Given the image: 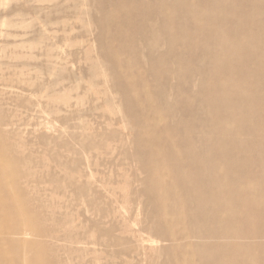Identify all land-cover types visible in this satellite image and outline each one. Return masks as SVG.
Segmentation results:
<instances>
[{
    "label": "rangeland",
    "instance_id": "rangeland-1",
    "mask_svg": "<svg viewBox=\"0 0 264 264\" xmlns=\"http://www.w3.org/2000/svg\"><path fill=\"white\" fill-rule=\"evenodd\" d=\"M118 2L0 0V144L14 146L9 156L0 155V183L10 184L0 191L6 264H214L221 251L205 223L191 227L209 215L190 198L194 189H182V164L173 163L164 141L170 130L199 144L196 129L207 127V113L195 101L175 110L176 98L201 90L199 77L187 73L178 84L174 58L180 52L168 54L166 40L155 36L161 18L138 24L142 16L132 9H148L141 0H121L126 10L108 21ZM202 54L189 62L198 65ZM164 64L168 73L154 74ZM129 83L137 87L136 100ZM194 114L189 132L176 127L182 115ZM252 114L257 122L261 115ZM151 131L167 160L154 181L147 162ZM254 135L264 142L263 130ZM17 170L16 181L11 174ZM165 190L161 201L157 195ZM6 192L18 200V211L5 201ZM196 192L204 204L201 189ZM14 223L26 233L3 235ZM167 226L178 229L180 239L170 242Z\"/></svg>",
    "mask_w": 264,
    "mask_h": 264
},
{
    "label": "bare ground",
    "instance_id": "bare-ground-1",
    "mask_svg": "<svg viewBox=\"0 0 264 264\" xmlns=\"http://www.w3.org/2000/svg\"><path fill=\"white\" fill-rule=\"evenodd\" d=\"M140 3L148 9H132L133 13L142 16L138 24L145 26L149 19L158 21L161 18L155 36L166 40L168 54L180 52L174 58L179 63L178 84L183 81L181 77L184 74L199 77L201 90L193 96L176 98L175 110L185 111L187 109L184 108L195 101L208 115L204 120L207 127L196 129L199 144L194 143L189 135L182 140L176 139L167 128L170 133L164 137L170 147L168 153L173 163L182 164V189H194L190 198L197 203L200 211L209 215L206 222L197 221L191 227L200 230L205 223L208 233L215 234L211 239L221 251L214 255V264H220L222 259L225 264H264V142L255 135L249 136L255 131L263 130L264 133V0H173L170 3L141 0ZM126 7L127 4L121 0L115 3L106 16L107 20L113 21L116 10ZM179 13L187 15L182 18L178 16ZM128 19V25L135 23L133 18ZM175 25L179 26V32L174 29ZM132 41L134 38L129 37L131 45ZM198 51L203 53L202 60L194 65L189 59ZM158 59L162 60L160 63L164 61L163 57ZM168 71L164 64L155 69L154 74L164 75ZM126 85L125 88L136 100L137 87L130 83ZM142 88L146 90L145 86ZM260 89L262 92L257 94L255 91ZM146 99L145 102L153 100L151 97ZM253 112L261 115L257 122H252ZM196 115L192 118L182 115L176 127H183L184 133L189 132L192 129L190 124L198 119ZM154 129L152 126L147 130ZM150 135L147 162L151 181H154L160 177L159 170L165 167L167 160L158 146L156 132L151 131ZM13 147L12 144H0V155L9 156ZM256 153L260 155L254 157ZM241 157L245 158L244 162L239 159ZM188 168H191V174L186 171ZM257 174L261 175V181L256 180ZM12 177L18 180V170L13 171ZM9 185L1 181L0 191L8 190ZM196 187L201 189L206 200L204 204L199 201L201 198L197 195ZM9 193L5 195V201L12 205L14 211H18V200ZM13 194L16 195V192ZM167 194L165 190L158 193L157 198L162 201ZM176 203L180 204L178 201ZM1 217L3 215L0 213ZM17 220L18 217L12 221ZM14 224L9 225L3 235L26 233ZM169 227L165 231L168 240L176 242L180 239L178 229L174 227L169 230ZM240 238H244L246 243L236 241ZM201 246L198 244L195 249L199 250ZM3 255L5 258L0 257L1 264H6L7 254Z\"/></svg>",
    "mask_w": 264,
    "mask_h": 264
}]
</instances>
